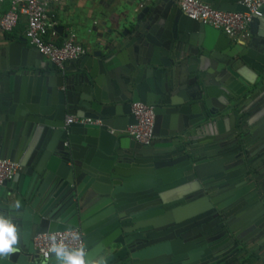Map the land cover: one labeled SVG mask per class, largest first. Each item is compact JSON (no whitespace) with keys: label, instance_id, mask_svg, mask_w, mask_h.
I'll list each match as a JSON object with an SVG mask.
<instances>
[{"label":"water","instance_id":"1","mask_svg":"<svg viewBox=\"0 0 264 264\" xmlns=\"http://www.w3.org/2000/svg\"><path fill=\"white\" fill-rule=\"evenodd\" d=\"M123 22L61 66L0 40V158L20 166L0 185L16 226L0 264H57L34 237L74 227L90 264H264V9L244 41L175 0ZM134 102L154 106L150 145L125 134Z\"/></svg>","mask_w":264,"mask_h":264},{"label":"built area","instance_id":"2","mask_svg":"<svg viewBox=\"0 0 264 264\" xmlns=\"http://www.w3.org/2000/svg\"><path fill=\"white\" fill-rule=\"evenodd\" d=\"M137 9H141L150 0H138ZM181 10L190 18L210 24L221 29L227 36L244 41L252 35L250 24L255 16H261L264 0H241L247 11H223L213 8L201 0H175ZM6 5L0 18V30L12 33L20 24H25L24 37L36 51L48 61L61 66L65 61L75 60L88 52V49L77 42V34L69 31L60 41L56 23L49 14L50 0H0ZM136 123L128 125L125 134L144 145H150L154 139L155 113L154 106L141 102L132 104ZM96 122L91 118H80L69 115L65 123ZM17 162L0 158V185L11 179L19 170ZM55 242L68 249H85L84 233L79 227L62 231L37 233L34 245L39 255L47 259L50 248ZM86 251V250H85Z\"/></svg>","mask_w":264,"mask_h":264},{"label":"crops","instance_id":"3","mask_svg":"<svg viewBox=\"0 0 264 264\" xmlns=\"http://www.w3.org/2000/svg\"><path fill=\"white\" fill-rule=\"evenodd\" d=\"M138 4V0H50L49 14L56 23L60 41L69 31H73L77 34V42L90 52L93 40L108 36L111 30L127 27L128 25H124L123 17L126 13L137 9ZM5 9L4 4L1 6L0 18ZM253 30L256 32L257 29L253 28ZM20 36L22 35L3 33L0 30L1 41H15ZM44 59L48 61L47 58L44 57ZM119 136L123 137L124 134ZM55 190L56 187L51 186L46 192L45 199L50 198ZM238 264H246V261H240Z\"/></svg>","mask_w":264,"mask_h":264},{"label":"clouds","instance_id":"4","mask_svg":"<svg viewBox=\"0 0 264 264\" xmlns=\"http://www.w3.org/2000/svg\"><path fill=\"white\" fill-rule=\"evenodd\" d=\"M19 207V204H16ZM16 243V226L7 217L0 216V254L11 253L15 249L12 247ZM50 253L57 258V264H90L87 261V254L83 247L68 249L63 244L53 242Z\"/></svg>","mask_w":264,"mask_h":264},{"label":"trees","instance_id":"5","mask_svg":"<svg viewBox=\"0 0 264 264\" xmlns=\"http://www.w3.org/2000/svg\"><path fill=\"white\" fill-rule=\"evenodd\" d=\"M24 31H25V24L24 23H20L15 30L12 33H15L17 35H22L24 36Z\"/></svg>","mask_w":264,"mask_h":264},{"label":"flooded vegetation","instance_id":"6","mask_svg":"<svg viewBox=\"0 0 264 264\" xmlns=\"http://www.w3.org/2000/svg\"><path fill=\"white\" fill-rule=\"evenodd\" d=\"M255 245H256V243L254 242V243H251V244L248 246V248L250 249V250H249V253L252 251L251 249H252Z\"/></svg>","mask_w":264,"mask_h":264}]
</instances>
